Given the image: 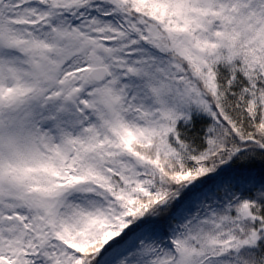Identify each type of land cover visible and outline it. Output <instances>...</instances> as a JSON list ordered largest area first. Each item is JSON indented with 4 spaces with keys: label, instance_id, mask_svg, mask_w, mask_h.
<instances>
[{
    "label": "snow or ice",
    "instance_id": "1",
    "mask_svg": "<svg viewBox=\"0 0 264 264\" xmlns=\"http://www.w3.org/2000/svg\"><path fill=\"white\" fill-rule=\"evenodd\" d=\"M0 264H264V0H0Z\"/></svg>",
    "mask_w": 264,
    "mask_h": 264
}]
</instances>
